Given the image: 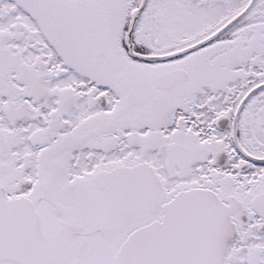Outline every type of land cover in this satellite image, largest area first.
Instances as JSON below:
<instances>
[{
  "label": "snow or ice",
  "instance_id": "1",
  "mask_svg": "<svg viewBox=\"0 0 264 264\" xmlns=\"http://www.w3.org/2000/svg\"><path fill=\"white\" fill-rule=\"evenodd\" d=\"M0 264H264V0H0Z\"/></svg>",
  "mask_w": 264,
  "mask_h": 264
}]
</instances>
